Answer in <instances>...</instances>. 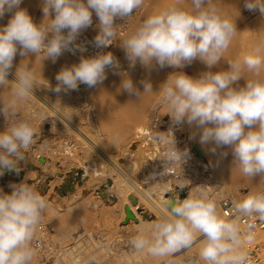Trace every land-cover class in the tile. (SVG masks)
<instances>
[{
    "label": "clouds",
    "instance_id": "obj_1",
    "mask_svg": "<svg viewBox=\"0 0 264 264\" xmlns=\"http://www.w3.org/2000/svg\"><path fill=\"white\" fill-rule=\"evenodd\" d=\"M174 0L164 10L148 16L135 31L120 39L130 67L139 62L145 68L159 66L183 69L199 60L208 69L219 64L238 29L234 20L226 17L212 0ZM22 0H0V19L10 13L7 24L0 27V89L11 87V93L0 98V114L6 119L0 132V176L5 171L19 172L20 162L26 159V150L34 143L36 129L31 120L18 116V108L34 94L37 76L28 63H20L15 80L8 79L15 57L25 59L31 54L42 61L53 63L63 51L85 49L75 42L79 34L92 25L93 12L99 21L94 46L106 48L117 38V18L127 20L144 0H43V20L36 24ZM249 11L259 10L264 15V0H245ZM264 40L242 59L228 61V70L206 71L192 77L183 71L173 72L161 84L157 108H166L173 125L187 123L194 126L191 139L211 144L213 155L226 157L230 148L233 163L243 176L252 180L264 178V79L258 78L264 69ZM24 59V60H25ZM22 60V61H24ZM106 68H119V61L111 52L93 57H81L78 64L63 66L57 73L56 85L48 82L50 91L59 93L78 90L80 84L89 88L106 79ZM245 71L251 79L239 86ZM120 90L129 95L152 93L149 81H142L141 93L127 72ZM152 139L163 146V171L147 179L160 180L167 167L186 163L188 149L181 150L172 129L158 132ZM114 141L119 140L115 134ZM11 194L0 189V264H30L35 250L32 242L37 227L47 209V201L28 183L10 185ZM231 215H221L216 199L207 187L197 185L184 199L174 197L164 202L167 209L148 227L141 226L129 243L138 252L161 258L164 264H175L171 259L181 250L189 251L198 242L196 256L186 264H247L244 244H251L256 236V224L241 221L264 222V191H253L231 202ZM203 237V239H199ZM88 264H99L90 257Z\"/></svg>",
    "mask_w": 264,
    "mask_h": 264
},
{
    "label": "rangeland",
    "instance_id": "obj_2",
    "mask_svg": "<svg viewBox=\"0 0 264 264\" xmlns=\"http://www.w3.org/2000/svg\"><path fill=\"white\" fill-rule=\"evenodd\" d=\"M231 2V0H212V3L220 10L222 14L234 20V15L230 10V6L232 4ZM42 3L43 0H22L20 8L26 9L29 15L33 18V21L36 24H40L43 20ZM172 3H174V0H144V4L142 5V7L137 9L138 15L133 22L134 24L130 26V31L128 30L124 38L131 35L135 31L137 25L142 23L148 16L164 10ZM184 7L186 9H190L191 0H185ZM10 16V13H6L5 16L0 19V27L7 24ZM237 29V35L234 37L230 46H237L241 43H244L246 42L247 37H249L248 33L240 31V28L238 27ZM120 44V39H116L115 46L113 48L111 47L112 49H110L109 52H111L112 54L114 53V57H117L116 59L118 61L120 60V65H124L125 67L129 68V75H136L134 76L137 81V83L135 84V86L137 85L136 88L138 90H144L142 81H149L152 85L153 91L157 93L160 88L158 86H161V84L166 81L170 73H173L175 69H172L171 67L160 68L159 66H153L150 69H145V67L142 66L139 62L136 63L135 67H130L124 50L119 46ZM257 44L258 43H255V46H257ZM253 49L254 48H248V50H246V54H249L251 51H253ZM61 55L67 56L68 54L62 52ZM61 55L57 58L56 62L53 63L50 59L42 61L40 58H35V56L31 54L26 59L25 57H21L18 54L14 59L13 68L8 79L10 81L15 80L14 74L16 68L22 62L28 63L29 66L32 67V69L35 71L37 76V86L46 88L48 87V82L50 85H54L57 83L55 79L57 73L63 66H66ZM262 55H264V53H262ZM223 57L228 58L229 56H226L224 54ZM195 61V63L193 62L191 65L186 66L183 69H177V71H183L189 76L198 77L202 72H206L207 70L212 72L219 71L224 64L223 62H225L224 59L221 58V61L218 65L212 67V69H208L202 62L200 63V61L198 60ZM259 78L264 79V69L261 70ZM152 79L155 81V83ZM102 84L100 87L103 86ZM78 89H82V86H79ZM11 91V87L0 89V98L7 97L11 93ZM76 91L77 90L69 92L71 95H75ZM115 93L119 94L120 90L115 91ZM49 94L52 95L53 92H49ZM126 94V96H129L130 102H133L131 98L135 95H129L127 92ZM36 102L32 97H30V99L26 100L18 108V116L31 120L34 128L36 129V140L34 139L33 145L28 150H26V159L25 161L20 162L19 168L23 169V171H27V169L33 167V169L31 168L33 173L31 172L30 179L25 183H28L29 185L34 187L35 190L39 192L41 196H43L47 201V209L43 213V219L39 224V227H45L46 229H44V231H36L34 237H41L47 242L55 245L72 246L79 236L81 238L85 236L83 238L84 240L80 244H78L73 251L56 256L54 258L55 264H88L90 257H95L99 261V264H139L136 261L135 256H139L141 254L140 252L134 250L133 247H131L132 245L129 243V241L135 235H137L138 229H136L133 225H130L129 229L128 220L126 221V218H119L121 210H123L124 208H129L131 204L135 206L137 205L141 207V209L139 208L138 210L140 213L146 212L150 215L151 221H156L164 212L167 211V209L165 210L162 205H159L160 207H158V209L154 208L155 211L146 208V206H144V203H147V200L144 197L145 194H148V192L144 187H136L133 183H131L130 179H126V183L122 182L124 188H127L126 190L129 192L126 193L127 199L125 197L124 199H122L123 201L119 198L111 197L110 199H112L114 202H106L103 201L105 198H99L98 194L101 192L100 190L103 189L102 184L104 181L96 179L97 181L95 180L94 182L95 186L87 189V187L84 186V182L89 179V176L84 177L85 171L82 164L87 165L92 159H97L96 155L86 150L87 147L85 143L82 141V139H79L76 136L74 130V132H70L69 130L71 129L66 125L64 127V124L62 123V121H60V119L56 118L54 114L52 115L50 111L48 112V110H43L41 105ZM114 103L116 104V102ZM114 103L110 105L112 106L111 108H118ZM81 105L79 104L78 106V108H80L79 111H76V108H74L75 110L73 112H68L71 119L81 125L86 130V132L90 133L92 136L102 142V144L108 149L110 154L113 156H118L119 161L123 163V158L118 155L120 143L123 139V136H121L122 131L120 132L123 127V122L118 121L119 118L116 115L111 114H106L105 117L103 116L102 118L99 106H97L98 104H96L94 101H84L83 98ZM72 107L74 106H71V108ZM98 111L100 113H98ZM93 113H96L97 115H93ZM40 116L41 121L39 118ZM38 118L39 120H37ZM5 127L6 119L3 114H0V132L4 131ZM184 127L185 129L183 131H178L180 136H183L188 132H194V126H189L187 123H185ZM117 133L121 138L119 137L118 141H114L113 137ZM42 135H46L45 139H48L46 146H44L45 148L47 147L46 149H56L60 145L65 146L67 144L68 146L77 149V155L75 156V158L71 159L58 153V157L52 158L51 155L45 153L46 149H43L42 153L40 154L42 157H37L36 150L38 149V145H41L44 140L43 138H41ZM81 143H83L82 147ZM196 144L197 143L194 144L193 150L197 156L199 155L201 157L202 155L200 153V149H198L199 143L197 145ZM111 146H113L114 148H112ZM227 152L228 154L226 157H221L219 155V152L217 153L220 156V162L224 165V167L222 168L220 175L221 177L219 178V180H214V178L211 177L208 180L210 181L211 189L213 190L212 194L214 196H212L218 199L217 201H219L220 203H223L226 199L239 200L253 191H264V178L257 175L253 177L252 180H250L249 178L243 176L239 169L236 168L233 163L231 149L228 148ZM207 162L211 164L210 161ZM212 168L213 170L215 169L214 171H216V168L213 165ZM184 170H187L186 166ZM23 171L17 173L15 171L6 170L4 175L0 176V189H2L5 194H11L12 189L9 185L15 184L17 180L23 175V173H25ZM178 172L179 174L181 173L180 170ZM188 172H190V170L186 172L187 175L189 174ZM186 174H180L179 176L185 177ZM215 174L217 176L218 171H216ZM116 176V174L114 175V173H112L110 175L108 183H111V186L113 185L118 188L115 180H112L113 177ZM83 178L85 179L84 182H82ZM110 180H112V182H110ZM3 182L5 184H3ZM127 183H129L130 185H128ZM129 186H132L131 189ZM133 188L135 190H133ZM104 189H108V187ZM77 190H79L80 193V195H78V198L77 195H75ZM110 194L112 196L113 194H115L117 197L116 190H112V193L110 192ZM187 195V188L180 191L181 197L186 198ZM139 197L142 200H140ZM139 202L140 204H138ZM121 203H123L124 205L122 206ZM121 206L123 207V209ZM142 208H145V210ZM156 210L159 212H157ZM154 214H158V217H156L157 215ZM143 215L145 216V214ZM124 217L126 216L124 215ZM123 226H127L128 228H123ZM86 234L92 235L88 237ZM106 244L110 246V248L112 249L111 251L108 252L106 250ZM185 252V250H181V252L176 253L173 258L180 256ZM36 260L38 264H43V259L37 252Z\"/></svg>",
    "mask_w": 264,
    "mask_h": 264
},
{
    "label": "bare ground",
    "instance_id": "obj_3",
    "mask_svg": "<svg viewBox=\"0 0 264 264\" xmlns=\"http://www.w3.org/2000/svg\"><path fill=\"white\" fill-rule=\"evenodd\" d=\"M231 1H232L231 2L232 4L230 6V10L232 11V14L234 15L236 26L240 28V31L248 33L249 37H247V40L244 43H241L237 46H229L227 51L224 53L226 56H229V57L228 58L223 57L225 62H223L224 64L222 65L220 70H228L229 68V65L227 63L228 61L242 59L243 56L246 55V50H248V48H255L256 47L255 43H259L261 40H264V15H261L259 10H256V11L247 10L244 6L245 0H231ZM137 15H138V10L136 9L133 11L132 16L129 17L127 20L119 19V18L115 20V24L118 26L117 27V32H118L117 39H122L126 36L130 26L134 24L133 22L135 21ZM92 21H93L92 25L88 27L87 29L83 30L79 34L75 42L77 45L82 46L85 50L83 52L79 50L63 51L64 53L69 55V56L61 55L66 66L70 67L73 64H78L82 56L85 58H89V57H93L100 53H107L110 51V49H112L115 46V41L106 48H97L94 46L93 41L99 31L97 27L99 21L95 15V12H93ZM128 71H129L128 67H125L124 65L122 66L120 64H119L118 69L106 68L105 69L106 79L103 80L104 82V83L102 82L103 84L101 83L103 85L102 87H100L101 84L100 85L98 84L97 86L92 87V88H89L85 84H80L79 86H82V89H78L75 95H71L69 91L68 92L61 91L59 93H56V92L50 91L47 87L43 88V87L37 86L36 88H34V93H33L34 95L31 97L35 100V102L37 101L41 105L43 110L45 109V110H48V112L50 111L52 115L54 114L56 118L60 119V121H62V123L64 124V127L66 125L67 127L71 129L69 130L70 132L74 130L75 132L74 131L73 132L76 133V136L79 139H82V141L85 143L87 147L86 150L96 155L97 159L95 158L92 159L87 165L82 164L83 169L85 171L84 177L89 176V179L86 182H84L85 179L83 178L82 182H84V186H86L87 189L88 188L90 189L95 186L94 182L96 179L100 181H104L102 184L103 189L100 190L101 192L98 194V196L99 198H103V199L105 198L103 201L114 202L112 199H110L111 197L119 198L120 200L124 199L125 197L127 199L126 193L128 191L126 190L127 188H124L122 182L127 181L126 179H130L131 183H133L136 187H144L146 189L148 194H145L144 198H146L147 203L143 202L144 206L154 211H155L154 208L158 209V207H160L159 205L163 206L165 201L171 200L174 197H177L181 200L184 199L185 197L183 198L180 196V191L184 190L185 188L188 189V193H189V191H191V189L194 188L195 186L204 185L207 187L210 194L213 195L212 194L213 190L211 189V184H210V181L208 180L210 177L214 178V180L215 179L219 180V178L221 177L220 175H221V171L224 165L221 164L220 162V159H221L220 156L218 154L213 155L211 152L208 151V149L212 146L211 144L202 146L199 143L198 135L196 139L190 138L193 134L192 132L191 133L188 132L184 134L183 136L182 135L180 136L179 132L185 129L184 127L185 123L182 125H173L170 117L167 114H165L166 108L164 107L157 108V105L159 103L158 93H155L153 91L152 93L141 94L140 97L135 95L134 97L131 98L133 102H130L129 100L130 98L129 96H126L127 95L126 92L121 91L119 88L123 77L120 74H118L121 72L128 73ZM174 72H179V71L175 69ZM129 76L135 85L137 81L134 76L136 75L134 76L129 75ZM251 78H257V77H253L252 73L245 71L244 78L242 77L238 81L239 86H243L246 83L245 79H251ZM55 85L56 84L52 86L54 87ZM135 87H137V85ZM118 90H120V93L119 94L115 93V91H118ZM139 91L143 93L144 90H139ZM49 92H53L52 94L53 96L50 95ZM83 98H84V101H94L96 104H98L97 106H99V110L101 112L102 118L103 116L105 117L106 114L108 115L111 114V115H116L119 118L118 121L123 122L122 130H120V132L122 131L121 136H123V139L120 143V148L118 151V155H120V157L123 158V161H124L123 163L119 161L118 156L111 155L108 149L102 144V142H100L90 133L86 132V130L81 125H79L78 123H76L75 121L71 119L68 112L70 113L73 112L75 110L74 108H76V111H79L80 108H78V106L79 104L81 105ZM113 101L116 102V104ZM111 102L114 103L118 108H115V107H114L115 109L111 108L112 107L110 106L112 104ZM71 106H74V107L71 108ZM100 112L98 111V113ZM93 115H97V114L93 113ZM39 118L41 121V116ZM39 118L37 120H39ZM169 129H172L174 133V137L177 142V147L181 150L188 149L190 153V158L187 160L186 163H183L182 165L180 163H176L174 165L168 166L167 174L165 177H163L162 180H160V177L157 176V180L149 181L147 178L150 177L151 174L159 173L163 171V164H164V162L162 161L164 148L162 145L156 143L152 139V137L158 132H167ZM193 131H195V129ZM46 134H47V131H46ZM41 138H43L44 140L41 143V145H38V149L36 150V156L39 158L42 157L40 154L42 153L43 149L47 148V147L45 148L44 146H46V143L48 141V139H45L46 135H42ZM195 143L197 144L199 143L198 149H200V153L202 155L201 157L199 155L197 156L193 150V146ZM60 146L56 149H46L45 153L48 155H51L52 158L58 157L59 156L58 153H59L71 159L75 158V156L78 153L76 148L74 149V147H70L67 144L65 146H61V147ZM82 146H83V143H81V147ZM111 147L114 148L113 146ZM207 161H210L211 164L208 163ZM212 165L216 168V171H218L217 176L215 174L216 171H214L215 169L213 170L212 168ZM185 166L187 170H184ZM31 168L33 169V167ZM31 168L27 169V171H23V169H20L19 172L23 171L25 173H23V175L20 178L17 176L19 179L17 180L15 184L28 181L31 177V172H32ZM179 170L181 172L180 173L181 175L186 174L188 170H190V172H188L189 174L188 175L186 174V176L184 177V176H179L180 175L178 172ZM112 173H114V175L115 174L117 175L116 177H113L112 180H115V183H117L118 188H116L113 185L111 186V183L110 184L108 183L110 179V175ZM112 180H110V182H112ZM3 184L5 183L3 182ZM106 184H109V185H106ZM127 184L130 185L129 183ZM107 187L108 189H104ZM112 190H116L117 197L115 194H113V196L110 194V192L112 193ZM133 190L135 189L133 188ZM75 195H77V198H78V195H80L79 190H77ZM217 200L218 199H216V202L218 205L219 212L221 213V215H226L225 213L226 207L224 203H220ZM140 202L138 204H140ZM121 204L122 206L124 205L123 203ZM130 207L129 208L134 218L128 220L129 229H130V225L135 226V228L139 230L141 226H144L146 228L149 225H151L153 222H155V221H151L150 215L147 214L146 212L140 213L138 211L139 208L141 209L140 206H137V205L135 206L131 204ZM142 209L145 210V208H142ZM143 214H145V216L147 217H145ZM124 215L126 216L125 208L121 210L119 218L120 219L126 218L124 217ZM154 215H157L156 217H158V214H154ZM227 218L228 219L234 218L231 215V209H230V216ZM128 227L123 226V228H128ZM42 228L43 227L38 226L36 231L39 232ZM199 239H203V237H199L198 240ZM106 245H107L106 250L108 252L111 251L112 249L110 248V246L108 244ZM197 252H198V242L197 244H194L191 250L186 251L184 254L177 256L175 258L172 257V259L175 261V264H186L187 259L189 257L196 256ZM140 254L141 255L139 256H135V259L139 264H164V261L161 258L151 257L150 255H147L144 252H140ZM30 264H38L36 260V250H35V255L32 261L30 262Z\"/></svg>",
    "mask_w": 264,
    "mask_h": 264
},
{
    "label": "built area",
    "instance_id": "obj_4",
    "mask_svg": "<svg viewBox=\"0 0 264 264\" xmlns=\"http://www.w3.org/2000/svg\"><path fill=\"white\" fill-rule=\"evenodd\" d=\"M233 200L226 199L224 200V205L226 207L225 213L227 217L230 216V209L232 205L230 204ZM227 205V206H226ZM247 223H255L256 224V236L254 241L251 244H244V249L247 252V264H264V222H260L257 220H248L244 219L241 221V227ZM46 229L43 227L41 230L44 231ZM88 237L92 234H86ZM38 237V236H37ZM85 237V236H84ZM84 237H78V239L73 243L72 246H62L55 245L47 242L41 237H34L33 239V248L36 252L41 255L43 259V264H55L54 258L56 256L65 254L67 252L73 251L78 244H80L84 239Z\"/></svg>",
    "mask_w": 264,
    "mask_h": 264
},
{
    "label": "water",
    "instance_id": "obj_5",
    "mask_svg": "<svg viewBox=\"0 0 264 264\" xmlns=\"http://www.w3.org/2000/svg\"><path fill=\"white\" fill-rule=\"evenodd\" d=\"M134 216L129 208H126V221L129 219H133Z\"/></svg>",
    "mask_w": 264,
    "mask_h": 264
}]
</instances>
